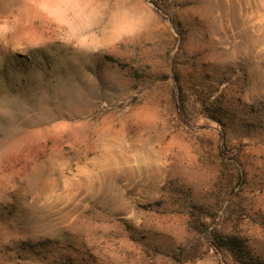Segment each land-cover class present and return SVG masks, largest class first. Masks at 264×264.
Returning a JSON list of instances; mask_svg holds the SVG:
<instances>
[{"label":"rangeland","instance_id":"1","mask_svg":"<svg viewBox=\"0 0 264 264\" xmlns=\"http://www.w3.org/2000/svg\"><path fill=\"white\" fill-rule=\"evenodd\" d=\"M0 264H264V0H0Z\"/></svg>","mask_w":264,"mask_h":264},{"label":"trees","instance_id":"2","mask_svg":"<svg viewBox=\"0 0 264 264\" xmlns=\"http://www.w3.org/2000/svg\"><path fill=\"white\" fill-rule=\"evenodd\" d=\"M222 247L236 257H238L243 251L241 242L237 238L232 237H230L227 241H224Z\"/></svg>","mask_w":264,"mask_h":264}]
</instances>
